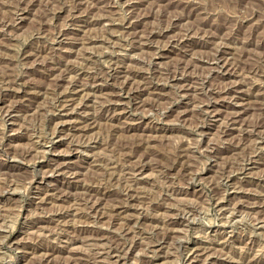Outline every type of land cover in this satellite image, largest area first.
<instances>
[{"label": "rangeland", "instance_id": "1", "mask_svg": "<svg viewBox=\"0 0 264 264\" xmlns=\"http://www.w3.org/2000/svg\"><path fill=\"white\" fill-rule=\"evenodd\" d=\"M0 264H264V0H0Z\"/></svg>", "mask_w": 264, "mask_h": 264}, {"label": "bare ground", "instance_id": "2", "mask_svg": "<svg viewBox=\"0 0 264 264\" xmlns=\"http://www.w3.org/2000/svg\"><path fill=\"white\" fill-rule=\"evenodd\" d=\"M136 1V0H135ZM199 15V14H198ZM124 23V22H123ZM189 26V25H188ZM223 40V39H222ZM87 44V43H86ZM232 51V50H231ZM44 53V52H43ZM261 60V59H260ZM202 69V68H201ZM41 70V69H40ZM207 71V70H206ZM169 72V71H168ZM66 74V73H65ZM163 75V74H162ZM202 78V77H201ZM134 80V79H133ZM187 81V80H186ZM184 82V81H183ZM189 86V85H188ZM184 88V87H183ZM188 88V87H187ZM81 90V89H80ZM83 90V89H82ZM186 91V90H185ZM79 94V93H78ZM83 97V96H81ZM31 100V99H30ZM189 100V99H188ZM140 103V102H139ZM113 104V103H112ZM197 111V110H196ZM10 114V113H9ZM233 118V117H232ZM226 123V122H225ZM74 125V124H73ZM61 129V128H60ZM221 134V133H220ZM71 136V135H70ZM87 136V135H86ZM100 162V161H99ZM54 166V165H53ZM56 166V165H55ZM63 168H65L64 166H57V167H54L52 168V172L55 171H59V170H62ZM131 169V168H130ZM54 170V171H53ZM65 170V169H64ZM63 171V170H62ZM135 172V171H134ZM51 173V172H50ZM62 173V172H61ZM130 177V176H129ZM127 180V179H126ZM47 189V188H46ZM169 192V191H168ZM35 195V194H34ZM122 196V195H121ZM74 199V198H73ZM101 200V199H100ZM108 207V206H107ZM93 208V207H92ZM124 208V207H123ZM111 220V219H110ZM31 231V230H30ZM117 248V247H116ZM114 249V248H112ZM113 251V250H112ZM43 255V254H42ZM116 257V256H115ZM87 260V259H86ZM59 261V260H58ZM68 262V261H67Z\"/></svg>", "mask_w": 264, "mask_h": 264}]
</instances>
